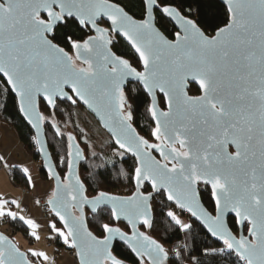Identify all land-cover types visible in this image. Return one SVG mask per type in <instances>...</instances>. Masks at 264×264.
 I'll return each mask as SVG.
<instances>
[{
    "label": "snow or ice",
    "instance_id": "6c2138e0",
    "mask_svg": "<svg viewBox=\"0 0 264 264\" xmlns=\"http://www.w3.org/2000/svg\"><path fill=\"white\" fill-rule=\"evenodd\" d=\"M224 5L223 25L208 33L190 9L173 0H140L139 17L121 0H0V92L15 94L19 113L35 132L32 142L55 181L47 203L63 224L60 229L53 222L51 229L78 250L79 264H122L111 252L117 238L139 264H169L170 250L140 230L154 227L157 198L179 231L192 228L181 218L187 214L221 245L202 249L201 258H186V245L178 246L171 250L176 264H205L204 258L218 264L233 255L239 264H264V0H224ZM161 19L172 24L171 39L157 26ZM69 25L84 35H66L61 46L58 29ZM121 41L139 67L113 51ZM129 81L151 98L147 112L155 142L132 125ZM190 83L198 95H189ZM60 103L94 111L113 137L116 159H135L131 175L120 169L134 184L130 195L87 194L77 172L87 158L76 136L55 120ZM45 124L66 142L57 163L50 162L42 138ZM76 127L91 148L84 129ZM91 159L108 162L96 151ZM0 162L6 163L3 156ZM57 166L65 169L63 180ZM23 172L32 184L29 169ZM201 186L210 188L212 211L201 204ZM9 203L20 208L15 200L0 199V217L37 227ZM85 207L93 215L107 210L110 221H125L131 235L113 223L102 225L103 238L93 235ZM31 235L38 239L36 232ZM29 254L49 260L43 251L21 252L0 235V264H33Z\"/></svg>",
    "mask_w": 264,
    "mask_h": 264
},
{
    "label": "trees",
    "instance_id": "16d2710c",
    "mask_svg": "<svg viewBox=\"0 0 264 264\" xmlns=\"http://www.w3.org/2000/svg\"><path fill=\"white\" fill-rule=\"evenodd\" d=\"M173 2L176 3L178 7H181L182 10L190 9L192 18L197 20L201 28L205 29L208 33H212L217 26H222L226 19L225 5L220 0H173ZM121 3L126 5L127 8L137 17L140 16V0H121ZM158 27H160L166 36L172 38L170 35L173 31L172 24L161 19L159 20ZM57 35L61 38V46H64V38L66 35H73V38H78L79 36L84 35V33H81L75 25H69L67 28H59ZM66 50L70 51V49L67 48ZM113 51L132 61L134 66L139 67V65L136 64L135 53L130 49L126 42L121 41L119 46L114 48ZM4 87H7V85H4ZM190 89L189 93L191 95L199 94L196 85H191ZM125 92L127 93L129 103L131 104V110L133 112L132 122L134 126L142 136L153 141L154 138L150 133L154 128V122L147 112V108L151 103L150 98L137 83H129ZM160 105L165 108L162 100L160 101ZM61 109L63 111H61ZM78 110L86 111L80 104L70 106L67 103H60L58 104V110L55 113V120L60 124L62 131L75 134L84 149L87 161L80 164V176L87 187V194L89 196L94 195L98 190L121 195L131 194L134 191V184L131 179L124 177L120 173V169L123 168L129 173V175H131L136 163L135 159L130 155H127L124 161L117 160L114 155L116 146L113 144L110 137L108 142L99 146V149L90 141L89 144L91 145V148L87 147L83 142L79 129L76 127V124H78ZM45 114L47 115L48 113L46 112ZM0 123L7 125L15 131L25 154L29 155L30 158L39 164V176L41 180L52 182L47 172L42 168V162L38 155L37 147L32 142L34 137L33 130L19 113L18 100L10 89L7 93L0 92ZM67 127H69L68 130H66ZM79 128L81 127L79 126ZM45 131L51 155L54 162L57 163L60 157L65 156L66 142L60 137H56L54 131L48 127L47 124H45ZM84 132L86 133V131ZM91 151H96L97 153L105 155L108 162L91 159ZM113 160H115V163L111 162ZM13 168L14 171L9 173L11 182L17 187L29 188L30 183L28 182L23 169L18 167ZM56 168L60 172V175L65 178V169L59 166ZM200 191L204 205L207 209L212 211L214 203L210 196V188L201 186ZM157 203H154L153 205L154 227L152 229L142 227V229L170 250L169 264H176V261L171 257V250L178 246L186 245L184 251L186 258L191 256L201 258L202 249L221 246L218 241L210 237L200 224L190 218L187 214L181 215V218L187 219L188 221L190 220L189 223L192 224V228L188 233L179 231L177 227L170 222L165 215H163V212L166 211L165 203L160 198H157ZM3 220H6L7 225L11 228V233L9 235L13 239L16 235L22 234L30 243L35 241V238L30 234L28 225L23 221H20L19 219L12 220L5 216L1 219L0 229L6 227L2 224ZM87 220L90 230L98 237L104 236L102 230V225L104 223H113V225H115V222L110 221L109 212L107 210L102 214L97 213L93 215L87 213ZM52 222L56 223L57 228L62 229L60 223L57 222L54 217ZM119 225L128 231V228L124 224L121 223ZM229 226L232 227L234 232H236L237 226L233 225L231 220H229ZM60 246L72 251V248L64 243ZM57 250L56 252H58ZM113 252L123 264H139V258L122 243H116ZM29 257L37 264L41 261V259L33 258L30 254ZM204 260L205 264H212V262L208 261L206 258H204ZM76 264H78L77 261ZM218 264H239V261L238 258L233 255L222 258Z\"/></svg>",
    "mask_w": 264,
    "mask_h": 264
},
{
    "label": "crops",
    "instance_id": "0c3cea01",
    "mask_svg": "<svg viewBox=\"0 0 264 264\" xmlns=\"http://www.w3.org/2000/svg\"><path fill=\"white\" fill-rule=\"evenodd\" d=\"M0 156L4 157L6 161V163H4L7 166L22 169L28 168L29 174L32 177V184L29 186L31 192L29 194H24L19 187L20 195L15 194V191L11 189L5 194V197H3V200L17 201L20 208H16L15 205L11 203H9L7 207L17 212L18 216L23 215L26 219L35 221L37 227L29 228L30 234L34 231L37 235H51V224L53 222L42 213L39 203H36L37 200L35 197L39 196L42 200L47 201L46 199L49 198L53 190V183L51 181L41 180L38 163L32 158L27 157L15 131L3 123H0ZM32 185H35V187ZM56 253L57 257H60L59 264H76L75 255L70 250L62 248Z\"/></svg>",
    "mask_w": 264,
    "mask_h": 264
},
{
    "label": "rangeland",
    "instance_id": "374dc122",
    "mask_svg": "<svg viewBox=\"0 0 264 264\" xmlns=\"http://www.w3.org/2000/svg\"><path fill=\"white\" fill-rule=\"evenodd\" d=\"M78 125L86 131L87 139L90 141L96 148L99 149V146L102 144H105L109 141V135L100 127L98 122L95 120V118L90 115L87 111L84 110H78ZM69 127H67L66 130H68ZM27 157H30L27 155ZM39 165V164H38ZM9 173L7 171H0V199L3 200V197H5V194L9 190L12 189V191H15V194L20 195V189L22 190L23 187H16L9 178ZM53 185V184H52ZM51 196V195H50ZM49 196V197H50ZM48 199V198H47ZM46 199V200H47ZM3 217H0V222ZM185 222H190L187 219H183ZM55 232V231H54ZM38 239L36 237L35 241L33 243H30L28 239H26L22 234H18L14 237L15 242L19 245L20 248H22L24 251L29 253V250H36V251H43L45 252L49 260L48 261H39V264H59L60 257H57V245H49L48 240L51 237V235H37ZM63 240V239H62ZM57 257V258H56Z\"/></svg>",
    "mask_w": 264,
    "mask_h": 264
},
{
    "label": "water",
    "instance_id": "95a60500",
    "mask_svg": "<svg viewBox=\"0 0 264 264\" xmlns=\"http://www.w3.org/2000/svg\"><path fill=\"white\" fill-rule=\"evenodd\" d=\"M223 4H224V0H220ZM158 26V25H157ZM161 30V29H160ZM162 31V30H161ZM163 32V31H162ZM165 34V33H164ZM171 39V38H170ZM118 55V54H117ZM124 58V57H123ZM126 59V58H125ZM129 83H137V84H139L138 82H135V81H129L126 85H125V89L127 88V86H128V84ZM140 85V84H139ZM191 85H195L194 83H190V85H189V87L191 86ZM141 86V85H140ZM142 87V86H141ZM11 91V90H10ZM13 93V92H12ZM13 95L15 96V94L13 93ZM159 93L157 94V97H158V100H159ZM189 95H191L190 93H189ZM16 97V96H15ZM149 97V96H148ZM150 98V97H149ZM17 100H18V98H17ZM150 101H151V98H150ZM88 113H90L95 119H96V121L98 122V124L100 125V127L109 135V137L112 139V141H113V137L111 136V134L109 133V131L104 127V125H103V122L100 120V117H99V115L98 114H96L94 111H92V110H89V109H87L86 108V106H83V105H81ZM160 107L162 108V109H164V110H166V105H165V108H163L161 105H160ZM132 125H133V127L136 129V127L134 126V124H133V122H132ZM155 126V125H154ZM33 130V129H32ZM136 131L138 132V130L136 129ZM33 133H34V135H35V132H34V130H33ZM139 133V132H138ZM73 134V133H72ZM140 134V133H139ZM73 135H75V134H73ZM141 135V134H140ZM76 136V135H75ZM142 136V135H141ZM42 138H46V140H47V137H46V131H45V126H44V132H43V134H42ZM77 138V137H76ZM146 138V137H145ZM147 139V138H146ZM77 141H78V139H77ZM150 141V140H149ZM48 142V141H47ZM79 142V141H78ZM150 142H155V141H150ZM80 143V142H79ZM37 147V146H36ZM80 147L83 149V147H82V145H81V143H80ZM46 150L47 151H49L50 152V149H49V146H48V143H47V145H46ZM229 150H232L231 148L229 149ZM37 152H38V155H39V157H40V159H41V162H42V168L47 172V167H48V162H46V159H45V157H44V155L43 154H41V153H39V151H38V149H37ZM51 153V152H50ZM83 155H84V157H85V152H84V149H83ZM157 158L159 159V156H157ZM85 160H81L79 163H78V166H77V172H78V175H79V178L81 179V176H80V164L82 163V162H84ZM50 162H52V163H55L54 162V160H53V157H52V155H51V160H50ZM56 171H58L57 170V168L55 169ZM48 174V173H47ZM61 179L63 180L64 178L61 176ZM52 180V183H53V189H54V187H55V181L53 180V179H51ZM82 180V179H81ZM86 187V186H85ZM86 189H87V187H86ZM110 194H112V195H121V194H114V193H110ZM130 195V194H129ZM122 196H128V195H122ZM51 197V196H50ZM50 197L48 198V199H50ZM48 199H47V201H48ZM200 199H201V204L203 205V207L205 208V209H207L206 208V206L204 205V203H203V201H202V198L200 197ZM214 203V202H213ZM48 204V203H47ZM48 206H49V210H50V212H51V214H52V216L55 218V220L57 221V222H59L60 223V225H61V227H62V229H63V224H62V222H60L59 221V219L54 215V213L51 211V205H49L48 204ZM208 211H210L209 209H207ZM84 212H85V216H86V220H87V213H90V214H92L91 212H90V210L87 208V207H85V209H84ZM73 213L75 214V215H79L80 213L76 210V209H73ZM197 222V221H196ZM124 224V225H126V222L125 221H120V222H115V225L114 226H118V227H121L119 224ZM198 224H199V222H197ZM87 225H88V220H87ZM122 228V227H121ZM128 228V233H129V235H131V230H130V227H127ZM88 229H89V231H91L90 230V228H89V225H88ZM123 229V228H122ZM124 231H126L125 229H123ZM141 231H144L143 229H142V227H141V229H140ZM206 231V230H205ZM92 232V231H91ZM145 232V231H144ZM207 232V231H206ZM93 233V232H92ZM146 233V232H145ZM147 235H149L148 233H146ZM0 235H4V236H6V237H8V240L11 242V243H13V244H15L19 249H20V251L21 252H24V253H28V252H26V251H24L22 248H20L19 247V245L15 242V240L9 235V234H6V233H4L1 229H0ZM93 235H95L94 233H93ZM106 235V233H104V236ZM95 236H97V235H95ZM104 236H102V237H99V238H103ZM98 237V236H97ZM155 239V238H154ZM214 239V238H213ZM215 240V239H214ZM116 243H122V244H124L125 246H127L123 241H120L118 238L117 239H114L113 241H112V244H111V252H112V255L113 256H115L116 258H117V256L114 254V252H113V249H114V247H115V244ZM128 247V246H127ZM129 248V247H128ZM130 249V248H129ZM77 249H72V253L75 255V258H76V261H77V263L79 264V256L77 255ZM130 251H131V249H130ZM132 252V251H131ZM133 253V252H132ZM134 255H135V253H133ZM136 256V255H135ZM139 258V257H138ZM27 259H29V260H31L30 259V257H29V255L27 256ZM118 260H120L119 258H117ZM121 261V260H120ZM33 264H37V263H35V262H33ZM122 264H123V262H122Z\"/></svg>",
    "mask_w": 264,
    "mask_h": 264
},
{
    "label": "built area",
    "instance_id": "2783aa9c",
    "mask_svg": "<svg viewBox=\"0 0 264 264\" xmlns=\"http://www.w3.org/2000/svg\"><path fill=\"white\" fill-rule=\"evenodd\" d=\"M0 171H7L8 173H11V172L14 171V168L5 165L4 162H0ZM22 191H23L24 194H29L31 192L28 187H23ZM35 199L37 201H39L40 209H41L42 213L45 214L46 218H48L50 220H53V216H52V214H51V212L49 210V206L47 204V201L42 200L39 196H36ZM175 210L177 211V213H179L178 209H175ZM2 224H3V226H6V227H4L1 230L4 233H6V234H10L11 233V228L7 225V221L3 220ZM48 243H49V245H54V244L57 245L58 251L63 248V247L60 246L63 243V241L61 240L59 235L56 232H54L53 230H52L51 237L48 240Z\"/></svg>",
    "mask_w": 264,
    "mask_h": 264
},
{
    "label": "flooded vegetation",
    "instance_id": "af4514ba",
    "mask_svg": "<svg viewBox=\"0 0 264 264\" xmlns=\"http://www.w3.org/2000/svg\"><path fill=\"white\" fill-rule=\"evenodd\" d=\"M154 141V140H153Z\"/></svg>",
    "mask_w": 264,
    "mask_h": 264
}]
</instances>
